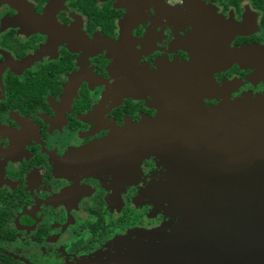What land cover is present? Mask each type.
I'll return each mask as SVG.
<instances>
[{"label": "flooded vegetation", "instance_id": "obj_1", "mask_svg": "<svg viewBox=\"0 0 264 264\" xmlns=\"http://www.w3.org/2000/svg\"><path fill=\"white\" fill-rule=\"evenodd\" d=\"M263 43L264 0H0V252L99 264L122 230L164 221L161 210H135L145 180L125 184L114 204L100 176L65 175L58 157L106 126L153 117L148 73L264 91L225 49ZM159 168L142 160L143 174Z\"/></svg>", "mask_w": 264, "mask_h": 264}, {"label": "water", "instance_id": "obj_2", "mask_svg": "<svg viewBox=\"0 0 264 264\" xmlns=\"http://www.w3.org/2000/svg\"><path fill=\"white\" fill-rule=\"evenodd\" d=\"M148 76L157 115L112 127L88 158L112 159L119 146L126 161L162 159L171 220L142 230L139 243L126 240L123 255L108 254L107 264H132L137 255L136 264H264V95L205 106L199 93L206 78Z\"/></svg>", "mask_w": 264, "mask_h": 264}, {"label": "rangeland", "instance_id": "obj_3", "mask_svg": "<svg viewBox=\"0 0 264 264\" xmlns=\"http://www.w3.org/2000/svg\"><path fill=\"white\" fill-rule=\"evenodd\" d=\"M225 49L227 53V59H229L230 62H236L240 67L251 70V72L244 78V81H246L245 83L251 82L252 84H254L255 81H260L264 84V43L243 45L239 47H233L229 45L228 48L225 47ZM195 76L191 74L190 77H187V79L192 81V78ZM168 80L172 81L171 78H169ZM204 81L205 87L203 86V88H201L202 91L199 93V96L205 106H223V108H225L229 106L230 103H233L241 98H255L257 96L264 95V91L254 93L247 87L244 88L241 92L235 93V88L234 90L232 88L236 82L234 79L229 80L228 82H223L220 86H218L212 78L207 77ZM203 97L214 98L216 100V103L207 104L202 99ZM151 101L157 108V103L156 100H154V95L151 96ZM157 113L158 111L155 115H157ZM220 115L222 118L227 117L228 110L221 111ZM139 121L133 123H138ZM127 122L128 121L125 120L122 125H113L112 127L115 126L121 128L124 127L125 123ZM112 127H110V125L106 126L107 133L93 142L86 143L75 148L69 147L63 152V155L61 157H58V160L61 159L63 161L62 165H64L63 167L65 168V175H75L87 172L89 174L100 176L102 180L106 182L107 187L109 188L110 197H108V199L110 198L109 201L113 202L114 204L119 201V193L122 189H124L125 184H135L140 180L141 182L142 180H145L143 186H140L133 191L134 196L132 198V201L137 204L135 210H141L144 213L152 212L154 214L159 213V210H161L167 218L159 224H144L146 225V227H141L142 224L133 223L125 230H122V232H119V235H116L112 240H109L107 243L103 244L105 252L103 254L108 255L110 253H114L117 260H119L124 252V250L122 251V247H124L123 243L126 240H130L133 243H139L137 241H140L142 236L144 237L146 230H153L151 232H155L157 227L161 226L169 219L171 220L168 214L172 212V207H170L168 203L164 201L165 198L168 199V197L162 194L164 185L163 181H167V173L165 171V165L162 159L149 154L147 155V157H142L139 160L126 161L122 158L123 156L121 154L123 152L119 151V146L117 148L116 157L112 155V159H110L109 155L105 154H103L95 162L89 159L91 158L90 155H92V150L90 151V147H92V145H96L98 142L105 145L109 131ZM160 132L163 133L162 131ZM176 139L178 138H175V140ZM169 147H171V149L173 150L175 148H181L180 143H173ZM150 157L153 158L155 166H158L160 168L157 170H152L148 175H146L145 173L143 174L142 171V160L148 159ZM142 230L145 231L143 235ZM63 247L64 245L62 246V249ZM121 261H123V259ZM71 262L73 264H79L77 263V259ZM88 262L92 261L88 260ZM139 262H142V258L137 255L131 263L136 264ZM99 264H107V262L102 260L99 262Z\"/></svg>", "mask_w": 264, "mask_h": 264}, {"label": "trees", "instance_id": "obj_4", "mask_svg": "<svg viewBox=\"0 0 264 264\" xmlns=\"http://www.w3.org/2000/svg\"><path fill=\"white\" fill-rule=\"evenodd\" d=\"M0 264H23L22 262L0 252Z\"/></svg>", "mask_w": 264, "mask_h": 264}, {"label": "crops", "instance_id": "obj_5", "mask_svg": "<svg viewBox=\"0 0 264 264\" xmlns=\"http://www.w3.org/2000/svg\"><path fill=\"white\" fill-rule=\"evenodd\" d=\"M124 42H125V35L123 34V37H122L121 40L119 41V45L123 48L122 54H127V53H128V52H127V49H126L125 45H123ZM119 75H121L122 78H126V75H128V74L126 73L125 70H123ZM195 77H201V78L204 77V78H207L206 76L201 75V74H199V75H197V76H195ZM124 91H127V89H124Z\"/></svg>", "mask_w": 264, "mask_h": 264}]
</instances>
